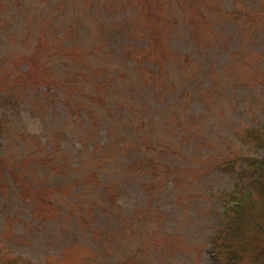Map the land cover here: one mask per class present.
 Segmentation results:
<instances>
[{
  "label": "rangeland",
  "instance_id": "374dc122",
  "mask_svg": "<svg viewBox=\"0 0 264 264\" xmlns=\"http://www.w3.org/2000/svg\"><path fill=\"white\" fill-rule=\"evenodd\" d=\"M230 11L240 12L243 19L246 13L252 15L255 24L244 29ZM263 18L264 0H0V95L18 99L15 106L0 105V114L11 130L0 143V156L26 155L39 145V156L69 168L67 175L48 168L49 178L38 182L43 188L54 182L71 183L80 174L79 161L84 162L91 179L78 178L71 188L40 193L64 207L84 180L90 181L85 186L125 180V188L114 191H122L117 204L124 214V228L115 225L121 233L113 238H122L128 248L119 252L109 241L104 243L105 250L113 249V264H220L210 239L217 214L224 208L220 195L232 191L235 179L218 164L231 154L238 159V170L245 155H255L240 138L241 131L258 129L264 122ZM234 30L245 34L242 40L233 35ZM63 45L73 53H63ZM12 55L18 64L13 67L6 62ZM103 55L109 62H100ZM141 60L146 63L135 69ZM84 62L98 70V78L115 68L129 79L136 76L146 81L151 72L144 64L154 69L158 65L165 72V78L155 83V92L145 96L149 106L137 89L129 96L135 97L137 106H146V128L153 131L158 149L164 151L166 165L171 162L181 171L179 186L161 177L152 182L153 192L141 195L137 189L149 180L121 176L124 159L117 163L109 154V164L98 166L96 155L108 153L115 140L127 138L124 129L143 132V113L120 122L111 112L108 115L109 106L85 98L83 110L71 113L67 103H75L80 92L71 93L65 72L78 70ZM26 68L41 82L32 81L23 90L13 88L12 74ZM167 78L173 83L170 88L165 87ZM54 82L62 87L59 92L42 95L46 86L53 89ZM107 86L114 93L109 101L128 94ZM98 138L109 140L111 147L102 148L97 142L98 152H91ZM9 185L8 190L5 185L0 190V264L13 257L33 264H111L108 256L105 259L96 251L98 242L80 221L78 208L71 206L75 210L65 224L46 220L52 210L34 198L33 186L21 194V189ZM93 189H87L86 198L107 208L102 195ZM145 208L147 215L140 212ZM92 216L94 224L106 226L97 211Z\"/></svg>",
  "mask_w": 264,
  "mask_h": 264
},
{
  "label": "trees",
  "instance_id": "16d2710c",
  "mask_svg": "<svg viewBox=\"0 0 264 264\" xmlns=\"http://www.w3.org/2000/svg\"><path fill=\"white\" fill-rule=\"evenodd\" d=\"M236 12L230 11L229 14L232 13L235 17H237V24L239 23L241 26L242 23L244 29L245 27H253L252 25H254L255 22L253 21L252 15L246 13L244 15L248 17L243 19L240 12L239 14ZM140 14L141 16H144L145 10L142 9V13ZM262 23L264 25V21ZM240 26H238V28H240ZM144 31L145 33L147 32L146 29ZM213 32L218 34L220 31L214 30ZM233 32L235 33L233 35H235L237 39L241 38L242 40L245 36V34L241 31L234 30ZM61 38L59 37V39ZM68 47L69 46L64 47L63 45L60 49H62L63 53H73V51H71ZM80 55H82V52H79L78 56ZM13 56L14 55L9 58L6 57L9 59H7L8 61L6 60L7 64L11 62L8 66L10 65L13 67L18 65L13 61ZM99 58L104 59H99L100 62H109L106 60L107 58L105 55L100 56ZM121 59L123 61L125 60L123 58ZM141 63H146V60L136 62L134 65L135 69L139 68V64ZM156 66L157 69H154L150 68V66H145L144 64L145 69H150L151 72L149 79L146 81L141 80V78L138 79L136 76L129 79L127 75L120 74L119 70L115 68L110 71L107 70L103 77L98 78V70L95 69L97 70L96 72L86 62H84L83 66L76 71L75 69H68L64 76L71 86L70 88L72 90L69 88L71 93L72 91H76V93L80 92L78 98L75 99V103H67L71 113L83 110L82 104L84 103H82V99L84 98L88 99L92 104L109 106V110H106L108 115H110L109 112H111V116L119 119L120 122H124V120L129 122L130 120L137 118L140 112L143 113L140 117L144 126H142L143 130L141 131L143 132H141V134H135L132 130L126 131V129H124V135L127 138L115 140L112 145L114 147L109 150L108 153H102V155L98 153L95 158L99 164H97L98 166L101 164H109V154L113 155V157L117 159V163L124 159L126 164L123 172L120 174L121 176L131 177V179L136 178L145 181L149 180L148 184H145L143 187L140 186L137 189V192L141 195L153 192V188L151 187L152 182L154 180H160L161 177H164L165 180L172 181L175 186H179V183H181V171L176 169L177 166L172 165L171 162H167L166 165L165 161L167 159L164 160V151L160 150V147L158 149L157 139L154 137L153 131L146 128L147 123L144 120L147 117L145 113L147 111L145 106L147 105V103H145V99L147 97L145 96H149L148 93L152 91L155 92V83L157 85V81L165 78V72L162 71L158 65ZM28 69L29 68H26L23 71H14L12 74L13 88L23 90V88H26L28 83L30 84L32 81H34V84H38L39 80L34 72ZM182 71L184 72L187 70L186 68H182ZM166 72L169 74L168 70ZM58 81L60 80H57L56 82ZM56 82L53 84V89H51V86H46L45 90L42 91V95L47 97V94H49L48 92L51 90L53 94L59 92L62 87ZM108 83L116 86L117 92L121 89V91H127L128 94L123 96L121 94L120 96L113 98V101H109V98H111L114 93L110 91L107 86ZM172 84L173 83L171 81H168V78L165 80V87L170 88ZM86 88L87 90H85ZM135 89H137L139 93L143 94H140L139 98H143L145 105L137 106L134 102L136 100L135 97L132 98L129 96V93H132ZM171 98L173 97L171 96ZM178 100L179 98L176 99V101ZM16 103H18L16 96H12L7 93L0 95L1 106H15ZM128 105H131L132 107L130 106V108ZM142 106H145V109L142 110ZM45 108H47V106L43 104L44 111ZM121 125L123 128V123ZM9 128L10 126L5 117L0 114V143H3L4 138L6 139L5 133H9L11 131ZM132 129L139 131L136 127ZM23 133V131L18 132V134ZM241 134V142L246 144L248 149L252 150L255 155H245L243 158V166L240 165L238 170H236V163L238 162V159L233 157L231 154L226 155L225 158H222L219 162V167L223 171L230 173L234 177L235 182L232 191L225 192L220 195V199L224 201V208L221 214H217V226L212 238L210 239V245L212 246L220 264H264V154H259L260 150L264 151V122L260 128H247L243 132L241 131ZM97 142L103 144L102 148L107 149L111 147L109 140L106 138L104 140H102V138H98V140L93 144L94 146H92L91 152H98L99 145ZM41 150V146L37 145L26 155L19 152V156L10 157V159L6 156H0V190L1 187H4V185L8 190V187H10L9 182L12 186H15L16 189H21L19 191L21 194L28 190L29 185L33 186L32 192L36 191L34 198L42 203L46 202L43 205L52 210L51 214H49V216L45 219L47 220L50 218V221L56 219V221L61 224H65L67 219L70 217L69 215H71L70 211L75 210L72 209L71 206L78 208V210H80V213H78L80 214V221L85 225L94 241L98 242L96 251L99 254H102L101 257H104L105 259L108 256V263H115V256L112 253L113 249L111 247L115 248V250L119 252H127L126 248H128L127 246H123V241L121 240L122 238H113L116 232L118 235L121 233L120 228H116L115 225H119L124 228L121 224V222H124V214L119 210L117 204V196H120L122 191H118L117 194H115L114 191L115 188L118 187H120V189H124L126 185L125 180H123L122 184L119 183V179H112L107 183L100 184L96 182L98 180L95 176V182L97 185L93 186H85L86 184L90 185V181L84 180V182H82L83 186H78L79 188L70 194L67 201L64 202L67 205L69 204V206L66 205L67 207H64L62 202H58L56 200L52 202L51 200H48L44 197L46 196L45 193L40 195L41 191L47 190L49 194H53L62 189L71 188L74 186V183L78 178L79 180H83L85 178L91 179V171L87 170V165L84 164V162L79 161L80 166L78 168H80V174L75 176L71 183L62 184L54 182V186L48 184L47 186L50 187L46 188L38 186L39 181H43L44 183L45 180H47L46 178H49L48 175H46V170L48 168L54 169L55 173L58 172L63 175H67L69 171V168L65 167L64 164H58L55 160H52L48 156H39L37 152H40ZM127 154L129 155L127 156ZM160 157H163L161 161L159 160ZM125 159H128V161ZM92 173L94 175L96 174V172L93 171ZM132 181L134 180H131L130 182ZM93 187V190L102 195L101 200L108 204L107 208L100 206L97 200L93 201L86 198L89 195L87 189H91ZM63 207L65 209H63ZM84 210L87 212H84ZM148 210V208H145L144 211L141 210L140 212L143 215H147L146 212H148ZM93 211H97L98 216L101 215L105 218V221H107L106 226L94 224L92 216ZM63 212H65V214H63ZM34 217H36V215L32 213V218L34 219ZM114 217L117 219L114 220ZM139 217L140 216H137V218ZM140 222L143 223L145 220ZM111 236L112 239H114L112 241ZM134 237L136 238L137 236L134 235ZM107 241L111 243V247H109L112 250L110 248L105 250L106 245H104V243ZM132 241L133 240H131V242ZM128 252L131 253L130 250ZM4 264L33 263L28 259L13 257L6 259Z\"/></svg>",
  "mask_w": 264,
  "mask_h": 264
}]
</instances>
